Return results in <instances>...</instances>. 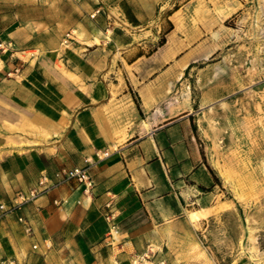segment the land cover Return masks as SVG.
Masks as SVG:
<instances>
[{
	"label": "crops",
	"instance_id": "1",
	"mask_svg": "<svg viewBox=\"0 0 264 264\" xmlns=\"http://www.w3.org/2000/svg\"><path fill=\"white\" fill-rule=\"evenodd\" d=\"M167 1L0 0V264H130L150 249L166 264H203L194 223L206 217L194 212L217 206L218 184L191 113L161 104L160 71L184 65L185 39L174 31L147 51L182 13L160 16L151 37L124 32L155 24ZM86 159L89 193L70 181L16 207L41 175Z\"/></svg>",
	"mask_w": 264,
	"mask_h": 264
},
{
	"label": "rangeland",
	"instance_id": "2",
	"mask_svg": "<svg viewBox=\"0 0 264 264\" xmlns=\"http://www.w3.org/2000/svg\"><path fill=\"white\" fill-rule=\"evenodd\" d=\"M184 4L169 0L155 24L124 32L151 37L160 16L181 11V23L165 22L147 51L174 31L185 39L177 56L184 65L160 71L161 104L191 113L217 178V206L194 212L195 220L206 217L194 223L197 257L203 264H264V0Z\"/></svg>",
	"mask_w": 264,
	"mask_h": 264
},
{
	"label": "built area",
	"instance_id": "3",
	"mask_svg": "<svg viewBox=\"0 0 264 264\" xmlns=\"http://www.w3.org/2000/svg\"><path fill=\"white\" fill-rule=\"evenodd\" d=\"M102 12V9H97L90 15V18H95L96 15ZM73 36H75V32L73 30L66 33L62 40V45L69 46L71 44V41H73ZM8 49V45H5L4 43H0V51L5 52ZM109 156L108 151L104 152H97L96 157L98 160H101L103 158H106ZM92 164V161L90 159L85 160V166L83 167H73L70 169L63 168L59 171L55 172L53 174V177H49L48 175H41V178L38 182V187L29 190L27 194L18 193L14 198V203L16 204V207H19L20 205L27 204L34 199H36L40 194L48 192L52 187L55 185H59L62 183H67L70 181H74L78 184L79 187H82L84 193H89L91 187H92V181L88 175V168ZM63 201H57L54 200V204H62ZM108 206V204L106 205ZM0 209H4L3 205H0ZM8 211L12 210V207L10 209H7ZM6 210V211H7ZM106 221L109 223L113 220V214H108L105 216ZM19 221L24 225V230L30 237L33 236V228L32 225L29 223V221L23 217H19ZM111 231L114 233L115 226L112 225L108 231V234L111 235ZM33 249H37V245H33ZM154 252L153 250H149L148 252H145L141 255L135 256L130 264H166L164 261H156L154 260Z\"/></svg>",
	"mask_w": 264,
	"mask_h": 264
},
{
	"label": "trees",
	"instance_id": "4",
	"mask_svg": "<svg viewBox=\"0 0 264 264\" xmlns=\"http://www.w3.org/2000/svg\"><path fill=\"white\" fill-rule=\"evenodd\" d=\"M161 45V44H160ZM162 45H163V43H162ZM208 169H209V171H210V173L213 175V177H214V180L215 181H217V178H216V176L214 175V173L212 172V170L210 169V167L208 166Z\"/></svg>",
	"mask_w": 264,
	"mask_h": 264
},
{
	"label": "bare ground",
	"instance_id": "5",
	"mask_svg": "<svg viewBox=\"0 0 264 264\" xmlns=\"http://www.w3.org/2000/svg\"><path fill=\"white\" fill-rule=\"evenodd\" d=\"M223 169V168H222Z\"/></svg>",
	"mask_w": 264,
	"mask_h": 264
}]
</instances>
